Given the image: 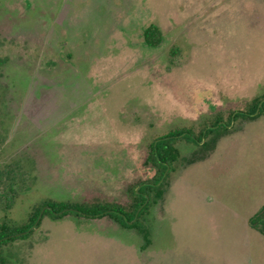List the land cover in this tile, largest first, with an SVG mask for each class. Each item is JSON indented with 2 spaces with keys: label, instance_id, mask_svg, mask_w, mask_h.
<instances>
[{
  "label": "rangeland",
  "instance_id": "obj_1",
  "mask_svg": "<svg viewBox=\"0 0 264 264\" xmlns=\"http://www.w3.org/2000/svg\"><path fill=\"white\" fill-rule=\"evenodd\" d=\"M263 101L264 0H0V264H264ZM177 130L197 142H175L148 242L108 215L17 231L46 202L127 208Z\"/></svg>",
  "mask_w": 264,
  "mask_h": 264
},
{
  "label": "trees",
  "instance_id": "obj_2",
  "mask_svg": "<svg viewBox=\"0 0 264 264\" xmlns=\"http://www.w3.org/2000/svg\"><path fill=\"white\" fill-rule=\"evenodd\" d=\"M144 37L145 41L149 44H158L161 40L160 31L159 29L154 26L150 25L148 26L144 31ZM263 107H259L258 109H255L249 113L251 115H255L258 112L264 113V101L261 104ZM235 116H243L246 115L243 111H235ZM223 127L226 128V125L219 124V122L216 120L215 124L211 127H205L204 134H208L209 132L215 131V127ZM203 134V131L200 132L199 137L201 138ZM179 136H183L187 140H191L192 138L189 136V134L186 131L177 130L174 132H170L166 135L157 137L155 140L152 141L150 144V150L147 157L146 162H151L152 166L155 168V173L152 178L149 180L142 181L138 184V188L133 189V204L129 205L127 208H121L118 205H114L109 202L104 203H93V204H77V203H66V202H46V204H49L52 207V210L45 209L43 212V215L48 214L54 218H59L67 213L74 214L77 216H89V217H103L105 215L111 216L115 219H117L119 222L124 224L125 226L129 227H136L138 228L144 238L148 242V231L147 228L144 226V224L141 223L139 217L140 215L147 209L151 201H153L156 197H159L161 194V185L163 184L165 178V171L169 168L173 167V163L176 161L178 156V150L175 146V142ZM153 192V194H151ZM146 198L148 200L146 201ZM44 206V205H43ZM42 208V205L36 210L34 213V216L31 218V222L27 223L23 227L19 228L17 231H23L29 228L32 223L36 220L38 213L40 209ZM61 214H57L56 212L64 210ZM123 214V216L120 215L119 212ZM137 213V215H136ZM136 217V220L132 223H128L129 221H132L133 218ZM262 233L264 234V228L261 229ZM11 232V231H10ZM9 232H6L5 230H2L0 232V238L3 239L4 237H9ZM11 235V234H10ZM12 239V237H9L7 239H3L0 241H9Z\"/></svg>",
  "mask_w": 264,
  "mask_h": 264
},
{
  "label": "flooded vegetation",
  "instance_id": "obj_3",
  "mask_svg": "<svg viewBox=\"0 0 264 264\" xmlns=\"http://www.w3.org/2000/svg\"><path fill=\"white\" fill-rule=\"evenodd\" d=\"M260 113L258 112L257 114H255V115H251V117H253V116H256V115H259ZM261 114H263L264 115V113H261ZM233 116H235V113H233ZM223 125H225L224 123H222ZM208 127H211V126H208ZM206 130V129H205ZM204 133H205V131L203 130V134H202V138L204 137ZM192 139V141H195V142H197V140L194 138V136H192V135H189ZM262 209H264V207L263 208H261L252 218H250V222H251V224L252 225H254V226H256V223H258V222H261V225H263L264 226V215H262V212H264V210L262 211ZM261 231V230H260ZM262 232V231H261ZM263 236H264V234H263ZM2 239L0 238V241H1Z\"/></svg>",
  "mask_w": 264,
  "mask_h": 264
},
{
  "label": "water",
  "instance_id": "obj_4",
  "mask_svg": "<svg viewBox=\"0 0 264 264\" xmlns=\"http://www.w3.org/2000/svg\"><path fill=\"white\" fill-rule=\"evenodd\" d=\"M147 200H148V198H146V201H147ZM45 209L52 210V207L49 206V205H45V206H43L42 209H41V211L39 212V214H38V216H37V218H36L34 224H36V223L39 221V219L41 218V216H42V214H43V211H44ZM65 210H66V209L61 210V211H58V212H56V213H57V214H60L61 212L65 211ZM136 215H137V213H136ZM134 218H136V217H134ZM134 218H133V220H134ZM132 222H133V221H129L128 223H132ZM34 224H32L29 228H27L26 230L22 231L21 233H26V232L30 231V230L32 229V227L34 226ZM17 234H19V233H17Z\"/></svg>",
  "mask_w": 264,
  "mask_h": 264
}]
</instances>
